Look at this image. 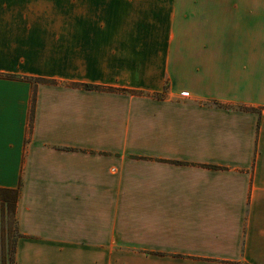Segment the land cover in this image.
Segmentation results:
<instances>
[{
	"label": "crops",
	"instance_id": "obj_1",
	"mask_svg": "<svg viewBox=\"0 0 264 264\" xmlns=\"http://www.w3.org/2000/svg\"><path fill=\"white\" fill-rule=\"evenodd\" d=\"M18 186L14 264H264V0H0Z\"/></svg>",
	"mask_w": 264,
	"mask_h": 264
},
{
	"label": "trees",
	"instance_id": "obj_2",
	"mask_svg": "<svg viewBox=\"0 0 264 264\" xmlns=\"http://www.w3.org/2000/svg\"><path fill=\"white\" fill-rule=\"evenodd\" d=\"M3 76L6 77H11V78H17L19 76L14 75V74H2ZM31 81L33 83L36 82H44V83H52V81L45 80L42 78H31ZM84 88L87 89H100L101 87L98 86H93L89 84H84L82 85ZM33 101H34V95H33ZM214 104H218L217 102H213ZM248 110H255L254 108H246ZM31 114H32V109H31ZM19 188L20 186L16 188H0V209L1 211L4 212H11L14 220L12 232L13 236L10 239L8 236V229H7V234L4 236V238L0 242V264H14V253H15V245H16V239L20 234L17 232L16 229V220H15V212H16V206H17V200L19 196ZM10 245V248H9ZM241 264V263H237Z\"/></svg>",
	"mask_w": 264,
	"mask_h": 264
},
{
	"label": "rangeland",
	"instance_id": "obj_3",
	"mask_svg": "<svg viewBox=\"0 0 264 264\" xmlns=\"http://www.w3.org/2000/svg\"><path fill=\"white\" fill-rule=\"evenodd\" d=\"M14 218L11 214V212H2L0 209V242L4 238V236L7 234V229L8 231V236L10 239L13 236L12 228H13V222ZM10 248V245H9Z\"/></svg>",
	"mask_w": 264,
	"mask_h": 264
}]
</instances>
